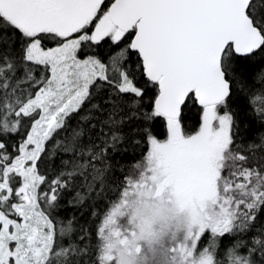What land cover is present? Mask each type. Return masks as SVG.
<instances>
[{
    "label": "snow or ice",
    "instance_id": "snow-or-ice-1",
    "mask_svg": "<svg viewBox=\"0 0 264 264\" xmlns=\"http://www.w3.org/2000/svg\"><path fill=\"white\" fill-rule=\"evenodd\" d=\"M0 264H264V0H0Z\"/></svg>",
    "mask_w": 264,
    "mask_h": 264
}]
</instances>
